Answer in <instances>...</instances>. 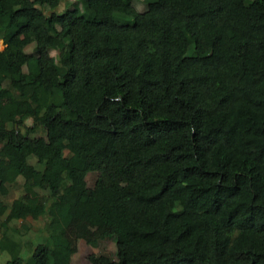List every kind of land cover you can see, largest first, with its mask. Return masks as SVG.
Returning <instances> with one entry per match:
<instances>
[{"label":"trees","instance_id":"1","mask_svg":"<svg viewBox=\"0 0 264 264\" xmlns=\"http://www.w3.org/2000/svg\"><path fill=\"white\" fill-rule=\"evenodd\" d=\"M0 40L36 128L0 118V264H69L95 217L89 264H264V0H0Z\"/></svg>","mask_w":264,"mask_h":264},{"label":"rangeland","instance_id":"2","mask_svg":"<svg viewBox=\"0 0 264 264\" xmlns=\"http://www.w3.org/2000/svg\"><path fill=\"white\" fill-rule=\"evenodd\" d=\"M178 1L180 7H183L185 4L190 2V0ZM26 50H28V47L26 48ZM41 78L44 86L49 87L48 77L42 76ZM2 101L5 104L11 100L8 96H4L2 98ZM0 118L3 121H9L11 123L22 119V121L20 122L22 125L31 126V120L27 116H24V105L22 102H17V107L15 110L0 113ZM9 122H7L8 127H10ZM21 128L23 130V127L20 125V129ZM30 128V131L35 134L36 128L33 125ZM82 178L84 179L86 185L90 186L93 183L94 174L84 173L82 175ZM119 182L123 184L124 179L120 177ZM13 188L16 189L15 186ZM0 191L2 192V195H0V204L3 202H7L17 194L13 190H7L6 188H4L2 184H0ZM1 218L4 217L2 216ZM10 223L12 224V222ZM40 224L41 222H34L32 223V227L36 228ZM108 232V228L105 226L103 220L99 217H95L93 223L91 224L71 221L65 228L63 235L65 242L69 246V264H89L86 258L87 255H99L101 258L113 259L114 244ZM93 239H96L94 243L92 242ZM38 241H40V235L32 237L31 245L38 243ZM26 253V251L23 252L24 255H27ZM8 258V252L3 251L0 253V262H5Z\"/></svg>","mask_w":264,"mask_h":264},{"label":"crops","instance_id":"3","mask_svg":"<svg viewBox=\"0 0 264 264\" xmlns=\"http://www.w3.org/2000/svg\"><path fill=\"white\" fill-rule=\"evenodd\" d=\"M3 47V44H2V42H1V40H0V48H2Z\"/></svg>","mask_w":264,"mask_h":264}]
</instances>
